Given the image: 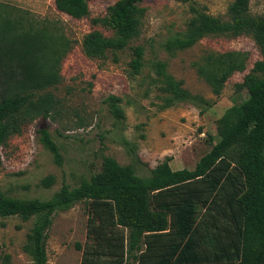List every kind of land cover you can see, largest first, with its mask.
<instances>
[{
  "label": "trees",
  "instance_id": "obj_1",
  "mask_svg": "<svg viewBox=\"0 0 264 264\" xmlns=\"http://www.w3.org/2000/svg\"><path fill=\"white\" fill-rule=\"evenodd\" d=\"M145 0H119L105 17L94 20L113 32L93 30L83 41L84 54L105 60L140 38L147 9ZM56 9L74 20L90 15L89 0H56ZM249 0H235L227 22L207 14L193 18L183 33L170 36L162 45L174 57L202 39L217 35L251 36L264 55V17L254 16ZM63 38L45 26L23 18L11 19L0 7V165L1 151L10 137L22 134L29 122L52 117L55 101L43 95L61 82L60 65L65 52ZM145 49H133L130 68L139 75L145 65ZM248 54L241 51L206 53L193 63L197 75L216 96L236 73L246 71ZM165 108L179 103L211 107V102L184 88L155 61ZM239 90L248 97L225 112L218 121L219 140L194 169L174 171L166 160L151 176L137 175L105 157L101 173L79 186L64 185L49 200H22L0 194V216L36 218L25 251L34 264H49L48 231L53 216L85 202L88 208L89 242L78 245L81 264H264V60L254 64ZM120 99L111 96V113L125 114ZM45 147L57 164L63 158L47 127L40 130ZM53 178L43 181L50 187ZM200 208L203 214L200 216ZM130 264V263H129Z\"/></svg>",
  "mask_w": 264,
  "mask_h": 264
},
{
  "label": "rangeland",
  "instance_id": "obj_2",
  "mask_svg": "<svg viewBox=\"0 0 264 264\" xmlns=\"http://www.w3.org/2000/svg\"><path fill=\"white\" fill-rule=\"evenodd\" d=\"M55 1L0 0L5 17L45 26L66 44L61 82L42 92L54 97L52 117L45 124L41 119L29 122L22 134L10 137L2 147L0 194L22 200L52 199L64 185L75 188L84 179L101 173L105 157L114 158L123 167L131 166L143 178L150 177L166 158H173L177 168L194 169L197 160L219 140L218 121L227 110L247 99V90L237 86L264 55L246 35L208 36L174 57L162 45L170 36L185 32L190 21L201 14L229 21V8L235 0H145L147 13L140 38L124 51L108 54L105 60L88 58L82 41L93 30L113 35L108 28L95 25L94 20L105 17L119 0H89L90 15L82 20L59 13ZM249 1L250 13L264 17V0ZM137 46L145 49V65L139 75H134L130 62ZM230 51L248 54L246 71L234 74L222 94L216 96L198 77L193 63L208 52ZM155 61L165 63L169 75L183 82L191 93L210 101L211 107L202 110L179 103L165 108L162 85L151 69ZM111 96L120 99L118 106L124 119L111 113ZM42 127H47L59 147L62 165L45 147ZM48 177L53 183L45 187L43 181ZM88 217L85 202L54 214L47 238L49 264H81L83 251L78 245L84 247L89 242ZM35 221L0 216V264H34L25 246ZM129 263L135 264L133 260Z\"/></svg>",
  "mask_w": 264,
  "mask_h": 264
},
{
  "label": "crops",
  "instance_id": "obj_3",
  "mask_svg": "<svg viewBox=\"0 0 264 264\" xmlns=\"http://www.w3.org/2000/svg\"><path fill=\"white\" fill-rule=\"evenodd\" d=\"M199 159H200V158H199ZM199 159H198L197 161H199ZM174 164H175V162H174V160H173V158H172V161L170 162V166H171V168H172L174 171H178V170L185 169V168H182V169L177 168V167L174 166Z\"/></svg>",
  "mask_w": 264,
  "mask_h": 264
}]
</instances>
